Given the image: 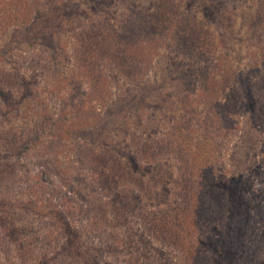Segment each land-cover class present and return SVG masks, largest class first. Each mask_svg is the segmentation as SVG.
<instances>
[{"label":"trees","instance_id":"1","mask_svg":"<svg viewBox=\"0 0 264 264\" xmlns=\"http://www.w3.org/2000/svg\"><path fill=\"white\" fill-rule=\"evenodd\" d=\"M45 1L51 6L48 11L47 6L33 5V12L36 14L35 19L41 23L44 29L43 32L38 34L41 36L42 42H47L48 44L46 45H53L49 49L51 54L46 65V69L54 74L53 80L47 86L39 85L41 89L38 94H36L33 86L30 89V83L34 81V76L38 74L37 69L32 67V63L40 57L37 52L32 55H22L23 52L33 48V41L31 40L33 37L30 36V40L21 42V44L31 45V48L28 50L18 49L17 59L19 65L28 64L31 66V79L28 76L23 79V74H19L17 70L15 73L12 71L7 72V74L0 72V83L10 86V90L6 88V93L4 94L3 92L4 98L6 97V99L10 100L13 108H15L21 96L14 97L13 94H8L7 90L12 93V87H19L20 82L23 84V96H27L31 91L32 94L30 96L32 99V96H39L40 93L54 96L62 83L65 85L67 81L73 87L72 94H77V96L73 95L74 99L79 98V96L88 97L89 93L107 96V81L103 78L105 72H109L107 77L115 84H119L123 78L125 80L124 95L119 98L122 101L120 102L119 113L124 119L126 131L131 132L129 131L130 127L133 129V132H131L133 135L132 139H128L130 144L126 142V139L124 140L125 142H116L115 140H108L102 137L103 139H100V142L103 145L97 150L98 153H94L91 156V164L86 163V169L84 170L92 172L91 174L94 173V177H90V181L97 186L96 189L103 194L107 193L110 195L111 203H109V206L117 224L120 220L125 221V216H129L133 210L134 212L140 210V215L138 216H140L141 220L139 229H137V240L133 242L132 246H129V251L126 253L122 252L121 254L119 252L117 240L112 246L109 242H106L110 241L109 235L101 237L94 245L87 244L83 251L79 247L77 248L76 245V241L80 236L79 233L65 221L64 212L53 207V212L58 214L63 221L56 225L60 229H56L52 233L51 238L43 235L49 239L48 242L41 239L45 245L53 247L51 258L45 260V264H74V260L79 258V256L83 260L89 257L88 264H109L108 261L106 262L102 259L104 256L106 258L107 255L112 257L110 264H120V262L123 264H171V255H167L168 251L164 252V249L154 248L153 241L166 243L169 247H177V251L180 253L178 255L182 257L184 264L185 262L186 264H230L234 259L237 263H240L242 259L239 257L241 260H238L237 252L242 247V251L245 252L246 256L245 260H248L249 257H256L259 251L258 248L260 249V246H264V243L259 246L255 239H251L250 232L252 231L253 222L261 220L262 216H264V188H254L253 182L249 181L248 174L251 172H254L255 176L259 174L261 164L260 167L253 169L255 167V160H253L251 161L252 169L242 172L239 167L228 176L227 183H223L220 181L224 176L218 177L217 173L218 179L212 171L203 170V161H201L200 154L195 148L194 151L191 150L193 155L190 161L193 166L190 168L189 163H187L188 160L186 161L180 153V157H178V151H176L174 154L177 158H180L179 162L182 167L178 169L179 177L173 180L174 191H170L168 187H161L160 184L162 179L168 177L171 171L166 163L161 162L159 164L157 162V149H161L162 144L152 136L155 134L153 127L159 128L161 123L157 122L156 119L161 117L165 121L170 119L172 121L173 112L182 110L185 115H180L176 119H178L181 126H186L183 131L190 134L198 133L201 135L199 141L208 144L207 139L212 137L210 130L215 131L216 127L223 129L221 124L225 123L227 125V123H230V110L237 107V110L244 112L247 109L249 111L246 119L249 122H254L253 127L258 137L257 140L261 142L262 139H259L262 138V135L264 138V99H258V104L255 105L252 90L246 80L248 69L241 72L240 69L233 67L229 54H226L223 58L213 57L209 51L206 52L204 50L207 45V39L210 38L203 28L204 24L215 25L221 17L218 11L221 7L228 4L242 5L243 0H89L90 10L88 11H92L94 14L93 21L90 24L88 22L82 23L85 12L80 7H82L81 3L83 4L84 0H80V3L74 2V0ZM27 6L25 0H0V25L1 22L12 21L14 22L13 25L30 30V35L33 32V20L22 15L26 11ZM196 6L204 10L198 18L192 14V9ZM35 7H39L41 10L35 11ZM118 9H121V12L116 11ZM122 11H125V15ZM112 17H114L113 20ZM48 25H52V27L50 28ZM221 25H224V23H221ZM73 28H76V31ZM54 33L63 34L66 40L72 42L71 45L75 50L77 49V59L79 56H85L83 62L87 60L85 64H89L90 67L92 90L87 89L82 93V82H79L80 79L71 71L70 67L68 69L61 67L59 68V73H55L57 69V53L62 56V59H65L63 55L65 53L59 52L63 45L56 43ZM33 40H36V38ZM163 45L172 50V53L177 58L173 61L171 59L168 60V56H166L165 64L167 69L163 71L164 73L166 71L167 83L171 85L170 81L172 79L176 80L173 84L176 85V88L174 86L173 89L179 94V102L182 105L184 104V106H179V109L173 103L165 105L168 100L174 98L173 89H168L163 94H160L164 96V99L158 98L148 101L145 94L150 92V86L145 85L141 88L143 83L139 84V89L144 93L136 92L135 88L131 87L135 77L139 76L145 67L148 68L147 65L150 64L155 50ZM54 51L55 53H53ZM237 59L241 60L239 57ZM75 62L78 61L74 60ZM18 74L19 77H15ZM155 79L157 81V77ZM235 79H240L241 92L239 96L233 94L234 96H231V104H227L225 102L230 93L227 94L225 92H229L230 88L227 89V87ZM228 81L229 85H227ZM127 82H129V85ZM193 85L195 87L198 86L201 91L202 101L200 102L202 106L199 105V107H203L200 111L204 113V117L198 115L199 110L195 107L193 96L196 95V89L192 88L194 87ZM263 87L264 77L256 87L257 93L261 97L264 96ZM62 90L60 89V91ZM183 93L187 94L180 95ZM215 94H224L225 97L217 100L219 96L216 97L214 96ZM160 95L156 94L155 98L160 97ZM64 96L66 94H63ZM63 97L62 102L69 101L68 98ZM237 98L240 101H237ZM205 102H207L208 106H206ZM218 102H220V105ZM213 105L214 108L217 106L216 110H222L217 115V122L215 120L210 122L214 111H216L213 110ZM73 107L76 111L71 109V111H74L72 113L79 112L82 115L81 118H78L81 123L84 120L83 117L89 115V119L84 120L86 126L89 125L94 117H97L94 122L99 119L102 128H107L98 113L84 108L85 103L80 107ZM147 108H149L148 112ZM165 110L171 116L164 113ZM131 111H134V113H131ZM58 116L59 120L58 122L55 121V123L59 127H67L71 122H74L72 121L73 119H76L74 117L65 123L71 117L67 118L68 115L63 117L59 114ZM146 116H148V122L147 120L144 122ZM149 120H151V123H149ZM224 129L226 128L224 127ZM170 130L166 131H170L171 134V127ZM99 132L100 129L97 131V135H99ZM223 132L219 134L222 136ZM40 137L41 135L38 131L35 138L31 142H27L29 143L27 145L31 146L32 142L37 141ZM202 137H206L205 142ZM9 139L10 146L11 144L16 145V142H21L16 135L11 136ZM94 140L96 139L93 137L92 144H94ZM164 145H166L165 142L161 150L167 152L168 146ZM251 150H253L252 147ZM19 154L17 153L15 156L18 157ZM48 157L49 155L45 156L47 163H55L51 157ZM9 158L8 154H4V157L0 158V192L1 190L12 188L10 186L17 182V177L14 174V165L9 161ZM145 158L148 159L147 162L142 161ZM192 167L196 169H191ZM68 170L66 171L72 172L70 171L72 170L71 168ZM261 171L263 172L261 175L264 178V168ZM67 172L60 173L57 183L61 184V181H63L65 185L70 186L80 200H85L84 193L87 190L96 191L86 178ZM244 174H246V180H243ZM146 175L147 177H145ZM36 181L37 183L40 182L38 178H36ZM69 181H72V184H68ZM195 190L196 195L191 197ZM242 191L243 193H250L252 198L259 197L258 205L256 207L249 205L250 203H248V199L244 198ZM169 194L175 196V199L170 202L169 206H165L166 210H162L160 216L157 217L156 212H150L145 209V201L158 200L160 196L166 199ZM80 202L82 203V201ZM6 203L8 201L3 198L0 199V209H4L7 206ZM89 203L93 204V202ZM95 203L96 205L101 204L102 201L96 200ZM180 204L183 206L182 208L190 209L192 217L189 219V223L191 226L200 221V219L209 222H215L221 217L224 219V221L219 220L224 223L220 225V231L215 232L216 238L214 239L211 237L212 235H209L204 237L205 240H202L196 235L195 230L191 233L197 243H210V248L216 253L217 257L211 258L203 250L197 249L194 244L190 245V243L185 242L186 233L183 230V222H181L179 213ZM152 205L150 203L149 206L151 207ZM22 206L25 212L34 210V200L29 197L23 202ZM252 209L255 210L253 215L251 214ZM81 212L83 214V211ZM170 214H173L172 220L168 216ZM4 215L6 214L0 215V222L5 221ZM95 218L97 219L93 220L103 224L104 221L101 215ZM15 222L18 221L11 220L6 226L10 228L7 230L9 237L14 238L16 236L18 239L20 235L24 234V231L20 227L18 228ZM87 226L88 223H85L80 228L81 235L84 234ZM193 227L196 226L193 225ZM1 241L3 244L7 242L4 237H1ZM182 244L183 247H181ZM115 245L117 248H115ZM3 248L6 249L4 255L11 256L10 248L4 245ZM117 249L118 253H116ZM152 251L156 252L153 253L155 257L153 260H151ZM146 259H149L150 262H146ZM75 264L83 263L80 261Z\"/></svg>","mask_w":264,"mask_h":264},{"label":"rangeland","instance_id":"2","mask_svg":"<svg viewBox=\"0 0 264 264\" xmlns=\"http://www.w3.org/2000/svg\"><path fill=\"white\" fill-rule=\"evenodd\" d=\"M75 1L80 3V0H74V2ZM25 2L28 6L22 15L33 20V32L29 35L30 30L28 31V29L17 27L13 25L14 22L12 21L6 23L1 22L0 72H5V74H7V72L12 71L15 73L17 70L19 74H23V79L27 76L30 78L31 66L28 64L19 65L17 59L19 53L18 49H30L31 45L27 46L21 44V42L30 40V36L33 37V39L36 38V40L31 39L33 41V48L23 52L22 55H32L35 52L40 55L37 61L32 63V67L37 69L38 74L34 76V81L30 83V89H32L33 86L36 94H38L41 89L39 85L47 86L53 80V72L46 69L51 54L49 49L53 45H46L48 43H43L41 36L38 35L43 32L44 29L41 23L35 19L36 14L33 12V5L47 6V11L51 6H49L48 2L45 0H25ZM89 4V0H84L83 4L81 3L82 7H80V9L85 12L82 18L83 24L87 22L90 24L93 21L92 18L94 17V14L92 11H88L90 10ZM38 9L41 10V8L35 7V11ZM199 10H201V12H199ZM116 11L121 12V9ZM192 11V14L197 18L202 12H204L203 8H200L199 6L194 7ZM218 11L221 15L219 21L216 22L215 25L204 24L203 26L207 35L210 37L207 39V45L204 47V50L206 52L209 51L213 57L223 58L226 54H229V59H231L233 67L240 69L241 72L248 69L246 80L249 88L252 90L255 105H257L258 99H264V96H259L256 90L258 83H260L264 77V0H243L242 5L239 4L235 6L233 4H228L221 7ZM122 13L125 15V11H122ZM113 18L114 17H112V20ZM221 23H224V25H221ZM257 23H259L258 26ZM48 27L51 28L52 25H48ZM73 29L76 31V28ZM54 39L56 43L63 45L59 52L65 53L63 54L65 59H62V56H59L57 53V69L55 70V73L58 74L59 68L61 67L66 69L70 67L71 71H73L80 79L79 82H82V93L87 89L92 90V79L89 73L90 67L89 64H85L87 63V60L83 62L85 56H79L77 59V49L75 50L71 45L72 42L66 40L63 34H55ZM53 53H55V51ZM166 56H168V60L171 59L174 61L177 59L174 53H172V50L165 45L159 46L155 50L150 64L147 65L148 68L144 66V71L132 81L131 87H134L135 91L139 93L142 92L139 89V84L143 83L141 88L145 85L150 86V92L145 94L148 101L156 100L158 98L164 99V96L160 94H163L168 89H173L174 86L176 88V85H173L176 82L175 79L170 81L171 85L166 82V71L165 73L163 71L167 69L165 64ZM238 57L241 60L237 59ZM74 60H77L78 62L74 63ZM108 73L109 72L106 71L105 76L103 77L107 81V96H98L89 93L88 97L79 96V98L77 97L75 99L73 98V95L77 96V94H72L71 91L73 87L70 86L69 81H67L65 85L62 83L54 96L40 93L39 96H32V99L30 96L32 94L31 91L27 96H23V84L21 82L19 83V87H12V93L9 91L10 86H5V84L0 83V158L4 157V154L10 156L9 161L14 165V174L17 177L16 184L10 186L12 188L1 190L0 192V199L3 198L5 201H8V203H6L7 206H5L4 209H0V215L6 214L3 216L5 221L0 222V264H45L44 261L51 258V250L53 247L45 245L41 239L48 242L49 239L45 238L43 235H47L51 238L52 233L56 231V229H60L59 227H56V225L63 220L58 214L53 212V207L62 210L65 214V221L68 225L74 228L77 233H79L80 236L76 241L77 248L79 247V249L83 250L89 243L94 245L101 237L109 235L110 241L106 242H109L112 246L117 240L119 252L122 254V252L126 253L129 251V246H132L133 242L137 240V229H139L141 222L139 218L140 216H138L140 215V210H138V212H134L133 210V212H130L129 216H125V221L120 220L117 224L109 206V203H111V199H109L110 195L107 193L103 194L100 190L96 189L97 186L90 181V177H94V173L91 174L92 172L90 173L88 170H84L86 169V163L91 164V156L94 153H98L97 150L103 145V143L100 142V139H112L116 142L124 141L126 139V142L130 144L128 139H132L133 136L131 133L133 132V129L130 127L129 131L131 132L126 131L124 119L119 113L121 107L120 102H122L119 98L124 95L123 88L125 86V80L122 78L119 84H115V82H112L107 77ZM19 74L15 77L18 78ZM155 77H157V81ZM239 80L240 79L232 80L230 86L227 87V89L230 88V90L225 93H230V95L225 103L231 104V96H239V93L241 92ZM127 84L129 85V82H127ZM227 85H229V81ZM6 88L9 89L7 90L8 94H13L14 97L21 96V99L15 108H13L10 100L6 99V97L4 98L3 92L4 94L6 93ZM192 88L196 89V95L193 96V101L195 107L199 110L198 115L204 117V113L200 111L203 107H199V105L202 106L200 102L202 101V97L200 96L201 91L198 86ZM60 89L63 90L60 91ZM173 93H175L174 98L168 100L165 105L173 103L177 105V109H179V106H184V104L182 105L179 102V94L176 93V90L173 89L172 94ZM63 94H66V96L63 97ZM156 94H159L160 97L155 98ZM186 94L187 93H183L180 95ZM214 96H219L217 100L225 97L224 94H215ZM62 97L68 98L69 101L62 102ZM237 101L240 100L237 98ZM83 103H85L84 108L94 113L96 112L102 117L101 119L104 120V123L107 125L106 129L102 128L99 119L97 122H94L97 117H94L88 126H86L84 122L89 119V115L83 117L85 121L83 120L82 123L79 121L78 118H81L82 115L79 112L72 113L76 111L73 106L80 107ZM205 103L206 106H208L207 102ZM218 104L220 105V102H218ZM210 108H212V106H210ZM216 108L217 106L214 108L213 105V110H216ZM236 108L237 107H234L230 110V123H227V125H225V123L221 124L223 129L216 127L217 129L215 131L210 130V135L212 137L207 139L208 144L199 141L201 135L198 133L190 134L183 131L186 126H181L178 119H176L180 117V115H185L182 110L173 112L174 114L172 116L168 111H164V113L171 116L172 121L171 119L165 121L161 119V117L160 119H156L157 122L161 123L159 124V128L153 127V129H155V134L152 136L162 144L161 149L163 148L164 142L168 146L166 149L167 152L157 149V162L159 164L161 162L166 163L171 171L169 176L164 177L160 182L161 187L166 186L170 191H174L173 189L175 187H173L172 183L175 178L179 177L180 173L178 169L182 167V164L179 162L180 158H177L174 153L178 151V157H180V153L186 161L188 160L187 163H189L190 168L193 166L190 161L193 155L191 150L194 151L195 148L200 154L199 157L201 161H203V170L212 171L216 177L217 173L218 177L224 176L220 181L223 183H227L228 176L232 172H235L239 167L242 172H245L250 168L252 169L251 161L255 160V167L253 169L260 167L261 164L260 172L256 176L253 174L254 172H251L248 174V178L249 181L253 182L254 188H264V178L263 175H261L263 173L261 169L264 168L263 135L261 136L262 138L259 139H262L261 142H259L257 140V134L254 132V122H249L246 119L249 111L246 109V111L243 112ZM71 109H74V111H71ZM148 111L149 108H147V112ZM221 111H214L210 122L214 120L217 122V115ZM131 113H134V111H131ZM58 114L63 117L68 115L67 118H69V116L71 117L65 123L74 117H76V119H73L72 121L74 122H71L67 127H59L58 124L55 123V121L58 122L59 120ZM226 114H228V112H226ZM146 120L148 122V116L144 118V122ZM149 123H151V120H149ZM170 127L172 128L171 134ZM224 127L226 129H224ZM99 129L100 132L99 135H97ZM166 130L170 131L167 132ZM38 131L41 135L40 139L33 141V144L28 146L27 144L29 143L27 142H31ZM221 132H223L222 136L219 134ZM13 135H16L21 142H16V145L11 144L10 146L9 138ZM92 136L96 139L94 140V144H92ZM202 138L205 142L206 137ZM9 146L10 148L8 149ZM251 147L253 150H251ZM17 153H20L18 157L15 156ZM48 155V158L51 157L55 163L46 162L47 158H45V156ZM142 161L147 162L148 159L145 158ZM69 168L72 169L70 170L72 172L66 171ZM191 169L196 168L192 167ZM62 172L71 173L72 175L78 174L79 176L86 178V180H89L88 182L94 186L96 191L92 192L87 190L84 193L85 200H80L74 189L70 186L65 185L63 181H61V184L57 183L59 181L60 173ZM145 177H147V175ZM36 178L40 180L39 183H37ZM246 179V174H244L243 180ZM68 184H72V181H69ZM194 195H196V190L191 197ZM242 195L245 199H248V203H250L249 205H253L254 207L258 205V201L260 200L259 197L252 198L250 193H243V191ZM29 197L34 200L35 207L34 210L25 212L22 205ZM174 199L175 196L170 194L166 199H163L160 196L158 200L145 201L144 207L147 211L156 212V216L158 217L162 210H166L165 206H169L170 202ZM96 200H100L102 203L96 205ZM80 201H82V203ZM89 202H93V204L91 205ZM150 203L153 204L151 207L149 206ZM179 207L181 222H183V230L186 233L185 242L188 244L190 243V245L194 244L197 249H200L201 251L203 250V252L208 254L211 258L217 257L216 253L210 248V243H197L195 237L193 235L191 236V233L195 230L196 235L202 240H205L204 237L209 235H212L211 237L214 239L216 238L215 232L220 231L219 227L224 223L221 222L224 221V219L221 217L215 220V222L200 219V221L193 224L196 227H193V225L191 226L189 223V219L192 217L190 209L186 210L182 208L183 206L181 204ZM81 211H83V214ZM254 212L255 210L252 209L251 214L253 215ZM99 215L103 217V224L93 220L97 219L95 217ZM168 216L171 220L173 219V214ZM11 220H17L18 222H15L16 226L24 231V234L20 235L18 239L16 236L14 238L9 237L7 230L10 228L6 225ZM85 223H88V226L86 227L84 234L81 235L79 230L85 225ZM250 235L252 236L251 239H255L259 246L260 244L263 245L264 216H262L261 220L253 222ZM1 237L5 238L7 241L5 242L6 244L2 243ZM152 244L154 248L164 249V252L168 251L167 255H171V264H184L182 257L179 256L180 253L177 251V247H169L166 243L163 244L162 242L157 241H153ZM3 245L10 248L11 256L4 255L6 249L3 248ZM181 247H183V244ZM115 248H117L116 245ZM118 249L116 250V253H118ZM242 249L237 252L238 260L242 259L241 262L237 263L234 259L230 264H264V260L262 261L264 258V246H260V249L258 248L259 251L256 257H249V259L247 258L248 260L244 259L246 256ZM153 253L156 252L152 251V254ZM239 257H241V259ZM102 259L103 261H108L110 264L112 257H108L107 255L106 258L104 256ZM153 259H155L154 254L151 260ZM80 261L83 264H88L89 257H86V259L83 260V258L79 256V258L74 260V264L79 263ZM146 262H150L149 259H146ZM120 264L123 263L120 262Z\"/></svg>","mask_w":264,"mask_h":264}]
</instances>
